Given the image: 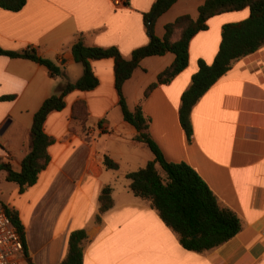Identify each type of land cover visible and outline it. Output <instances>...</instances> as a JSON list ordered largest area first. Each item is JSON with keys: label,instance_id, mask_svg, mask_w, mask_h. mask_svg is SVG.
Instances as JSON below:
<instances>
[{"label": "crops", "instance_id": "1", "mask_svg": "<svg viewBox=\"0 0 264 264\" xmlns=\"http://www.w3.org/2000/svg\"><path fill=\"white\" fill-rule=\"evenodd\" d=\"M154 0H25L18 11L0 8V47L34 50L52 60L62 76L22 57L0 54V161L13 170L28 152L29 128L42 101L63 81L82 73L70 47L77 35L85 45L115 46L124 58L146 44L143 22ZM204 0H176L155 21L153 33L181 14L192 18ZM248 7L215 14L187 45V64L169 82L157 84L141 102L149 134L165 160L192 167L216 197L239 218L241 229L226 242L202 252L181 247L177 234L160 219L150 201L135 196L125 174L153 158L135 128L123 120L113 86V60H91L98 84L72 90L61 110L50 112L44 131L54 138L47 148L49 163L23 192L17 184L1 202L17 211L24 227L26 251L35 264H58L65 257L70 231L84 229L81 264H264V44L235 59L194 103L191 135L178 120L180 96L197 70L210 64L218 50L221 27L244 20ZM178 33L173 35V40ZM166 52L140 60L122 85L132 110L144 89L173 61ZM14 95L12 99L2 96ZM86 103L85 137L71 117L75 100ZM106 154L117 164L106 168ZM159 169V167H157ZM4 176V172L0 171ZM110 187L112 205L98 214V195ZM18 264H27L24 254Z\"/></svg>", "mask_w": 264, "mask_h": 264}, {"label": "trees", "instance_id": "2", "mask_svg": "<svg viewBox=\"0 0 264 264\" xmlns=\"http://www.w3.org/2000/svg\"><path fill=\"white\" fill-rule=\"evenodd\" d=\"M176 0H154L147 12L143 14V22L149 40L146 44L134 48L129 58H124L115 46L101 47L85 45L79 33L70 50L74 62L82 66L81 75L74 81L65 80L58 85L55 93L46 97L34 112L29 128L28 152L20 162V169L13 170L9 163L0 161V171L4 172V180L14 182L18 192H23L33 185L38 174L49 163L47 148L54 138L43 128L47 115L61 110L65 105L64 97L72 90H91L98 84V79L91 67V60L111 58L113 60V86L117 96V105L123 120L131 124L136 134L133 139L147 145L153 158L134 171L127 172L128 188L141 198L150 201L162 222L176 234L181 247L194 252H202L214 248L239 232V218L227 207L221 206L207 184L184 162H170L164 159L161 151L149 134V119L144 116L141 102L157 85L169 82L187 64V45L190 38L206 27V20L218 13L239 10L248 7L247 18L237 22L225 23L221 27L220 42L216 55L210 64L197 61V70L191 76L188 87L180 96L178 120L187 138L191 135L190 111L194 103L221 75L230 67L231 62L255 51L264 44V0H204L197 8L196 18L181 14L164 24L162 37L153 33L156 19L164 13ZM25 0H0V8L18 11ZM178 38L173 40V35ZM170 52L173 61L157 74L156 80L143 91L140 101L130 110L127 107L122 85L128 79L142 58L162 55ZM0 54L9 57H22L34 61L47 68L51 76H62V70L52 60L38 55L34 50L11 51L0 47ZM14 95L2 96L1 99H12ZM88 116L86 103L82 99L74 101L71 117L76 118L85 131V120ZM106 168L116 169L117 164L106 154L102 156ZM162 171V175L159 169ZM99 208L95 221L100 214L111 207L110 187L105 186L98 195ZM7 216L20 235L27 264H35L26 251L24 227L17 211L2 202ZM86 238L84 229L69 232L65 257L58 264H81L82 242Z\"/></svg>", "mask_w": 264, "mask_h": 264}, {"label": "built area", "instance_id": "3", "mask_svg": "<svg viewBox=\"0 0 264 264\" xmlns=\"http://www.w3.org/2000/svg\"><path fill=\"white\" fill-rule=\"evenodd\" d=\"M260 235L264 240V224ZM24 254L19 233L7 216L0 201V264H18Z\"/></svg>", "mask_w": 264, "mask_h": 264}, {"label": "rangeland", "instance_id": "4", "mask_svg": "<svg viewBox=\"0 0 264 264\" xmlns=\"http://www.w3.org/2000/svg\"><path fill=\"white\" fill-rule=\"evenodd\" d=\"M159 172L162 175V171L160 169ZM14 185H16L14 182H8L4 180L3 176L0 173V196H2V198H5L10 193L11 187Z\"/></svg>", "mask_w": 264, "mask_h": 264}]
</instances>
